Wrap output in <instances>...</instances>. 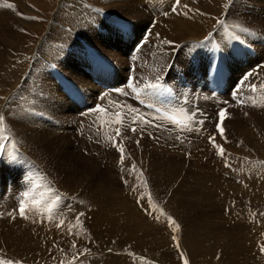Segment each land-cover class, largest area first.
<instances>
[{
	"label": "rangeland",
	"instance_id": "374dc122",
	"mask_svg": "<svg viewBox=\"0 0 264 264\" xmlns=\"http://www.w3.org/2000/svg\"><path fill=\"white\" fill-rule=\"evenodd\" d=\"M82 1H84V0H82ZM82 1L81 0H72L73 5L75 4L76 6H79V7L84 6V3ZM144 1L150 6V8H149L150 13L148 16V23L144 24L145 26L142 25V27H141L140 20H139L140 18H130L129 19V18H126V17L119 15L118 13L112 14V12H110L111 13L110 14L108 11L104 10L102 7L97 6V5L88 6L89 8L86 7V10L88 12L85 11L79 15H78L77 10L79 11L80 8L72 6L71 11H69V12L65 11L66 14L70 15V13L73 11V7H74V10H76V12H77V15H76L77 17H75V18H77V20L81 19V18H85V20H83L82 22H86L89 26L86 23H83L82 28L81 27H69V26L67 27L66 26V29L67 30L69 29L68 31L72 35L71 37H73L70 39V41H71L70 45H73V46H71V51H72V49H74L73 52L69 53V51L65 52L64 50H58V51L55 50V51H53L54 53L53 52L51 53V52H48V50H46V47L48 48L49 45H46L45 43L53 45L52 38L51 39L49 38L50 40L47 39L48 38L47 34L50 32L53 34V32L49 30L50 24L53 21V17L55 15L61 1L60 0H46V5H39L36 2L33 3L31 1L28 2L27 8H26L27 11L28 10L31 11L30 16L37 18V19H32L34 21V27L27 26L26 27L27 30L26 29L24 30L28 34L29 39H30V41H29L30 43L28 44L25 41L28 39L27 34H26V36H24L22 34V30L15 27L14 26L15 22H13L9 18L12 16V12H22L23 13L26 9L24 7H20L19 5H17L15 3L14 8H13L14 10H12V9L6 7L7 4H10V0H0V11H1L0 17L2 16L3 18H6L7 22L9 23L6 27V29H2V30L0 29V32L9 36V38H7V39H11L15 43V46H12V47L4 45L5 41L7 39L1 40V37L3 35H0L1 36L0 37V40H1L0 46L1 47L3 46L2 48L0 47V53L3 55V60L5 62L4 66L0 65V92L2 93V95L0 93V96H2V97H0V101H1L0 102V105H1L0 106V115H3L4 118L6 119V120L4 119L3 122H0V157L3 156V158L6 161L10 162V161H13V155H12L14 153L13 151H19L20 153H22V155L24 157H27L26 155H28L29 157L31 156L32 158L36 159L39 162V164L43 165V167H44V165H45L44 164L45 163L44 157L45 156L47 157L50 152L53 151L52 153H54L55 150H58V152L54 153V155L50 158L51 159L50 162H55V164L53 166L57 167V163L60 164L59 161H57L58 159L65 165L66 164L65 162L68 161L69 158H71V160L74 162L73 167H75L77 169V170H75V168L72 167V168L68 169L69 172L66 170L64 173H62V170H61L60 174H58L59 178L57 179L52 175L53 169H46V167L44 168L47 171V173L49 174L48 176L54 177V178L51 177L53 184L58 188V191L62 192V194H63L64 190L62 189L61 185L59 184V181H60V179H63V181H65V183H67L68 182V175L70 173H73L78 178H80V176H82V177L87 176L89 179L92 177L88 173L90 171V168L88 166L86 167L87 170L85 169L87 171V175L85 174V171L83 169V164L89 165L90 162L85 160V158L80 160L81 157H84L88 154L91 155V152L89 151L90 149H88L87 147L83 148V146H82L83 143L79 139V134L81 132L90 131V132H86V134H83L82 137L86 138V140H88L87 141L88 143H89V141H91L92 143L91 142L89 143L91 145L90 147H92V149H95V151L92 152V155H95V156H92V162L95 164H94V166L91 163L90 164L93 167L97 166V168L99 166H101V168L96 171L97 173H99V176H100L98 181L101 180L102 175H104L105 178L109 179L111 177V174L113 173L112 175L113 176L115 175V179L117 178V180H120L121 182L124 181L126 183V186H127V185H132L131 181H128V177H133L135 175L140 177L138 175L140 173V169L142 168L141 171L144 169V167H142L140 164H143L144 162L138 160V162L136 163L137 165L134 166L133 169H129L125 166V160L124 159L126 158L128 160V157H126V156H125V158L123 157L124 161L117 160V162H115V158L118 157V154H117L114 146L110 147L111 145L107 142V140H104V134H105L104 131L109 132L113 129L115 130L116 128H118V126L120 127L121 125H122L121 129H124V128L126 130L130 129L134 124H136V123H133V121L135 119H133V120H131V119H132V117L137 116L136 115L137 112H139L138 114L143 112L142 116H145L146 118H148V116L144 113L151 112V111L142 110V108H140L133 101L132 102L137 106V108L140 109L141 112L140 111L136 112L137 109L132 110V109L124 107V104H122V98H121V96H122L121 91H123V88L119 87L118 84L124 83V86H126L125 81H126L127 76L130 74V70H129L130 66L136 67L134 73H135V75H140V77L143 76L144 78H146V76H149V77H155L156 76V74H155L156 72L153 73V71H150V73L147 75L141 66H140L141 71L139 70V68H140L139 67V64H140L139 60L141 58L140 52L142 51V49H140V51H138L134 55L132 54L134 46L140 40L139 39L140 36L137 34L140 33L139 31H140V29H143V27H144V31L146 30V28H149L150 32L148 33V35L144 36V35H146V33H144L142 35V36H144V39H143L144 43L142 46L144 49L143 51H148L150 53L154 51L155 53H158L160 51H158L155 48V47H157V37L158 36L155 37L152 34L154 27L157 25V23L159 22L160 19L162 20L163 23H166V20L169 16L174 15L175 17L176 16L179 17V15L177 14L178 11L177 12L172 11L173 7L175 6V0H170V1L166 0L167 2L164 0H161L162 2L160 0H155V2H157L156 3L157 6L150 5L151 0H144ZM163 1H164V3H166L165 5H164ZM246 2L250 3V0H246ZM50 3H51V5H50ZM259 4L264 5V0H260L257 2L253 1L252 4L247 6L248 9H244L243 7H244L245 3L242 0H230V6L229 7H231V5H233V12H230V16L234 20H239V19L243 20V17H246V18L249 17V19H246L247 20L246 24L248 25V27H247L248 31L250 33L254 34V40L264 41V32H263L264 31V29H263L264 24H261L260 26L254 25L256 21H260V22L264 23V8L260 12L255 7ZM253 5H255V6H253ZM166 6H168L167 9H166ZM4 7H6V8H4ZM154 8L155 9H157V8L161 9L160 13L158 11L159 15H158V13L155 14V12H154L155 10L151 12V9H154ZM163 8L165 10H163ZM60 10H61V8H60ZM99 10H100V12L102 11V13H104L103 16L108 17L109 20L111 19V21L115 25L117 24V20H119L118 24L120 23L121 26H124L126 28H131L132 30L136 29L135 33H133L135 35H133V38L131 39V42H130L129 46L127 47V49H122L123 51L127 52V53H124L126 58H127L126 59L127 64H124L123 67H120L121 63H122V61L120 60V56L118 58V55L115 54V52H121L122 50L115 51V49L112 47L111 42L108 44L102 40L99 43V41H100V39H98L100 37V35H99V36H94L95 37L94 39H96V43L97 44L99 43L97 47L105 48V50H109L110 53H108V51H106V53H105V51L101 52L98 49H97L98 50L97 51L94 49V47L96 48V46H94V44H92V42H94L92 40V38L89 37L92 40V41H89V39L87 37V34H88L90 28L91 29L96 28V24H92V21L97 20L95 13H96V11H99ZM165 11H167V12H165ZM200 11L202 12V14L206 12V10H204V11L200 10ZM248 12L250 15L248 14ZM105 13H106V15H105ZM174 13H176V14H174ZM161 14H163V15L161 16ZM217 14H218L217 11H209L208 15L203 14L204 18H206V19L203 22L202 26H199V27L197 26L198 29H196V30L193 27L185 26L186 30H184L183 36L186 39H183V40L179 39L177 41H172L173 43L170 46H167L168 44L166 45L164 43V47L166 46L165 51H167L166 53H169V55L168 54L166 55V57L169 61L166 60L168 62L165 61L166 64L164 63V66H168L171 62L172 51H173L172 46H174V48H175V47H177V44L180 42L188 41L191 39L198 40V39L204 38V37L208 36V34L212 31L217 32V30H221L222 24H225L227 26V27L225 26V28L227 30H229L228 24H226V22H224L226 20L227 13L223 17L220 16L221 13L218 16H217ZM241 14L243 16H240ZM256 16H258V19L256 18ZM122 18L124 20L123 22L121 21ZM60 21L63 23L65 20L60 19ZM240 23H242V22H240ZM24 25L26 26L25 23H24ZM101 25L102 24H100L99 27ZM54 26L61 28L63 25H61L60 22H56V23L54 22ZM84 26H88V27L85 28ZM234 26H236V25H234ZM99 27H98V29H99ZM15 28H16V30H15ZM77 29L80 31H78ZM84 29H85V32L87 34L83 31ZM86 29H88V30H86ZM117 30H118V28H117ZM177 30L178 29H176V28H174L173 30H171V28H170V32L171 31L176 32ZM221 31H223V30H221ZM200 32L202 34H200ZM244 32H246V31H244ZM90 33H91V31H90ZM231 33H233V31ZM52 34H49V35H52ZM78 34H82L81 36H83V38H81V40H78L79 42L76 44L75 39H77L76 35H78ZM91 34L95 35L96 33L92 32ZM217 34H218V32H217ZM228 34H229V31L227 33H225L224 35H228ZM21 35L23 38L20 37ZM230 36H232V34ZM240 36H241V39L243 41L242 42L243 47L241 48L242 54H243V51L245 49L243 43L245 41L251 40L252 38H250L249 34H244V33L240 34ZM135 38H137V39H135ZM235 39H237V38L235 37ZM238 40H240V39H238ZM21 41L24 42L25 45ZM96 43H95V45H96ZM144 44H148V45L144 46ZM234 44H236V42ZM31 45H33L35 47H39V48H41V50H40V53L37 55L35 53H32V55L30 56V59H29L31 61L30 62L29 60L28 61L24 60V59H26L27 51H24L26 49H23V48L30 49L33 47ZM52 45H50V47ZM20 46H21V48H20ZM250 46L254 47L255 49H258L257 45H254V42H252V41L250 42ZM17 47L19 50L17 49ZM151 47H152V49H150ZM237 47H239V43H238ZM44 48H45V50H44ZM83 48H84V50H83ZM91 48H93V49H91ZM193 48L194 47H192V45L186 44V45L182 46V48L180 49V51L176 55V61H175L174 68H173L174 78H177L178 82L184 86L190 85L191 83L192 84L195 83L198 86H201L202 84H201L200 80H197V78H196L198 75V71H201L202 74H204L206 67L209 65V63H204L205 61L206 62L208 61L207 60L208 56H207V54L205 55L206 51L204 49H199V52L203 56V58H202L201 54H198L196 52L198 50L193 51V50H195V48L194 49ZM236 48H235V50H236ZM8 50H9V52H8ZM15 53H17L18 57L16 56ZM89 53H94V54L101 53L111 63L110 66H111V69L114 71V74H111L108 72V73H106L100 77L103 79L104 83H109V85L114 84L113 86H111V88L116 87V90L119 93H117V94L110 93L106 89L98 87V85L95 84L90 79V75L86 71L87 68L89 67V65L85 61L86 56ZM11 54H13V55H11ZM19 54L20 55L24 54L25 57L19 56ZM33 54H34V57H33ZM234 54L235 53H233L231 51V56ZM9 56H10V58H9ZM133 56L135 57V61L132 60ZM23 57H24V59H23ZM45 57H47V58H45ZM5 58H6V60H5ZM7 60L11 61L10 62L11 64ZM262 60H264V59L259 58L258 59L259 64L258 63L255 64V62H254V65H253L254 68H255V65H258L259 70H255L252 66V67H249L244 72V73H246L247 71H249L250 69L253 68L252 74L248 77L249 81L248 80H247V82L244 81V84L251 82L252 80L260 81L262 79L261 83L258 85L257 93L264 94V80H263L264 75L263 76L261 75L262 78L259 77L260 74H263L262 73L263 72V70H262L263 65L261 64ZM12 61L15 63H12ZM38 61H42V63L44 62L45 65L50 66L47 70L45 68L44 72L50 73L51 76H53L52 73H54V74L57 73L56 75L53 76L54 79H60V75L62 73L63 74L65 73L75 84H77L78 87L82 88V90H83L82 91L83 104H78V103H76V101L71 100L70 97H68V94H63V89L61 88L60 84H58V83L52 82L54 90L57 91L53 95L51 93L46 94V91H50V89H48L49 88L48 83L45 84L46 86L48 85L47 87L44 84H41L40 86H36L35 83L38 80V77H36V76H38L39 73H42V69H40V70L38 69V67L41 66L40 65L41 62H38ZM137 62H139V63H137ZM8 63L10 65V68L8 67L9 69H7V74H6L5 68L8 66ZM28 64H30V65H28ZM35 65H37V66H35ZM11 66H12V68L15 67V69L11 70V72H10V69H12ZM176 67H178V68L176 69ZM137 68H138V70H137ZM260 68L262 71L260 70ZM159 70H158V72H159ZM137 71H138V74H137ZM254 72L256 73V75L253 74ZM257 72H259L260 74ZM244 73L241 71L239 74H237V79L239 80V78ZM8 74L11 77L14 75H16V76H14L15 78L12 77V79H11V77L8 76ZM145 74H146V76H145ZM252 75H254V76H252ZM257 75H258V77H256ZM3 77H5L6 79ZM118 77L120 78V80H118L119 79ZM17 78H19V79H17ZM23 78H25V79L21 80ZM1 79H4V80H1ZM257 79H260V80H257ZM9 80H11V81H9ZM44 80H45V76H44ZM78 80L80 81L81 86L78 85L79 84V83H77ZM115 81H116V84H115ZM1 85H3V86H1ZM10 85H12V86H10ZM93 85L96 86L95 90H93L91 88V86H93ZM38 87H40V88H38ZM188 87H187V89H185L184 93L189 92ZM43 88H44V90H43ZM3 89L8 93L5 94V91ZM85 89H86L88 94H86ZM179 89H181L180 86H179ZM29 91L32 93H30ZM12 92H13V94H12ZM102 92H104V94H103V99L101 101L100 100V94ZM97 93H98L99 100H98V98L93 99V96L96 95ZM184 93H180V94L176 93V94L179 97ZM19 94H21L20 98L18 96ZM124 98L125 99L128 98L126 96V91L123 94V100H125ZM16 99H18V100L16 101ZM91 99H93V100L90 101ZM224 100L226 101V103L228 105L232 104L235 107V103L233 102V100L231 101L228 98V96H227V98L225 97ZM10 101H11V103H10ZM12 101H13V104H12ZM14 101L16 103H14ZM253 101H255V100L253 99ZM8 102L10 104H8ZM91 102H92V104H91L92 107L102 106L101 109L103 108V106L106 102L108 103L104 111L100 112L101 111L100 108L97 109L98 113L103 114V115H98L96 113V111H94L95 110L94 108H92V109L88 108V107L79 108V107H83L84 104H86V103L90 104ZM241 103L244 104L245 101L241 100ZM262 104L264 105V102H262ZM11 106L13 108L14 107L15 108L14 109L12 108L13 110H11ZM247 107L248 106H246L244 108L243 107L239 108L240 110L239 109L236 110V111H238L237 112L238 115H233V114H231L232 113L231 111H228V113H230V114L227 113L226 118L224 120L225 121V126H224V133L225 134H226V125H227L226 122L228 123V125H229V123H230V125L232 124V127L233 126L235 127L237 122L239 124L242 123L244 125L245 129L250 131L252 133V135L256 132L259 133L258 130L253 125H249L248 123H246V121L249 120V117L251 116V112L249 110L253 109L250 106H249V108H247ZM18 108L22 110V112L19 110L21 113H19V111H17ZM5 110H6V112H7V110L9 112L6 113ZM15 110H16V112H15ZM200 110H201L200 108L197 109V111L199 113H201ZM245 110L249 111V112H245ZM107 111L109 113V116H104V113ZM240 111L241 112L243 111V112L241 113ZM85 112H88V113H85ZM135 112H136V114H135ZM245 113H247V114H245ZM214 114H215V112H214ZM239 115L241 117L243 116L242 119ZM103 116L105 117L104 122H105L106 126L111 127V128H109L110 130L107 129L108 127L103 128V125L101 124V120H100ZM114 116H117L118 118L121 116H123V117H122V120L119 121ZM145 117L144 118L141 117V119L143 121H145L144 120ZM194 117H195L196 121L202 119V118L198 119V118H196V116H194ZM160 119L161 118L156 119V121L150 122V124L152 123L151 126L155 127L158 130L161 128L165 129L164 127H166V129H167L169 127L168 129H170V131L174 135H176L178 132V134L176 135L177 140L179 139L178 141H186V140H184V138L181 135V133L183 132V131H181V128H183V126L185 124H183L181 121L174 124L172 121H166V120H162V119L160 120ZM7 120H8V122H7ZM53 120L57 121L59 123V126H54ZM227 120H229V121H227ZM234 120H236V121H234ZM24 122H26V123H24ZM160 123H162V124H160ZM156 124H158V125H156ZM177 124H178V126H177ZM9 125H10V128H9ZM33 125L35 126V128ZM97 125H99V126H97ZM162 125H163V127H162ZM29 126H31V128H29ZM201 127L202 126H198V129H202ZM258 127H260V126H258ZM16 128L18 131L16 130ZM26 128H28V129H26ZM99 128H101V129H99ZM260 128H262V127H260ZM34 130L36 131V133H35L36 136L34 134ZM125 131L122 132V134H123V137L125 136L126 138H129L130 135H133L136 133V132H131V131L130 132H127V131L125 132ZM31 132H33L34 137H33ZM93 132H97V135L101 134V137L94 135ZM98 132H99V134H98ZM155 133H157V132H155ZM262 133H263V135H262ZM43 134H44V136H43ZM48 134H49V136H48ZM229 134L231 135V132H228V136L226 137L227 140L224 138L223 139H217L218 145H219V143H221V145H222V146H218L219 150L223 147H228L229 148L228 154L230 155L231 148H233L235 146L236 149L235 148H233V149H235L237 152L246 153V154L243 153V155L248 156V157L244 158L243 161H240V160L237 161L235 159H233L234 161L233 160L231 161V160H227V158H226V159H223L225 161L222 162L218 156L215 157L216 153L214 150H212L214 148V145H213V143H212V145H210V141H209L210 136L207 134L206 136L208 137V142H209L208 145L210 147L209 146L205 147V150H204L202 155H204V157H206V159H204L202 161L200 167H202V166L207 167L206 166L207 164L205 163V161L211 162L212 165L207 167L210 170V174L215 175L214 177H220L221 179L224 178L225 181H223V182L221 181L220 184H216L212 180L211 182H209L210 184H206V185L201 187V190L203 189L202 191L205 192L204 194H202L201 191L198 189H185V187L183 189L182 188L183 181H184L183 177L188 176V174L186 173V175H183L184 173H179L176 169L177 166H178L177 168H179V166L182 167L183 165H177V164H179V163L184 164V160L185 159L187 160V158H189L190 162H192L191 161L192 156H191L190 152H192L191 150H193L192 149L193 146L189 147L188 143L193 142V138H191V139L188 138L187 139L188 143L186 142L188 144L187 146L190 148L189 152L187 153L188 155L190 153L189 156L182 154L181 151H179V152L176 151V153H178V154L180 153L181 155H178L176 153L174 155L175 151L174 152L172 151L173 153L167 152L168 150L165 151L166 148L162 147V146H158L156 138L152 137V136H154V134H149V136H148V132H146L145 139H143L141 144H142V149L145 150V152L148 155L147 162L145 163V166H148L151 163L149 165L150 166L149 170L146 172L148 175V180L150 182V186L145 187V188H149L148 198L144 197V199L140 198V200H139V198H138V199L134 200L131 197L129 198L128 196H126L124 192H121V194H122V198L127 199V197H128L127 206L124 208L126 210H128L130 207V208H132V210H134L138 213V214L135 213L133 217L135 219L134 221L140 222V224H141L140 228L142 230H146L148 228H151V233H150L151 238H150V242L148 244V251L146 252L144 250H138L137 252H135V251L132 252L131 250H122V253H118L117 250L115 249V247L112 246L111 241H106L104 244V242H103L104 240L101 239L98 242V240H94V238H93V240L96 241V244H95V242H94V244H92V246L94 247L93 248L91 246V242H93V240L91 238V240L89 239L90 241L87 240L88 241L87 246L89 245L91 247V249L89 248V250H88V248H87V252H85V253H88L90 255L89 256L88 254H86L87 260H88V258L90 260L89 262L87 261L88 262L87 264L91 263L92 260H93V262L95 261L93 257H95V258L97 257V259L99 260L98 261L96 259L98 264H102V263L103 264H106V263L109 264L110 262H111V264H113L114 259H115L114 264H117V262L120 264L121 261L124 262L125 264H170V263L171 264H183L182 259H181V253H183V255L185 254L190 259V264H197L196 256L194 253V249L196 247L195 241H198L199 244H208V243H217V242L225 243L228 241V243L226 244L227 248L229 246L227 253L225 254L224 258L222 257V258L218 259L215 262L216 264H250V263L251 264H264V250H262V249H264V188H263L264 186L261 188H256L255 190H253L251 192V194H253V195L251 196V194H250V196H249L250 200H247V198L244 194H238L236 196L235 192L232 193L233 195L230 194V196H228V195L226 196V193L224 191V190H227L230 192V190L235 185H238V186L242 185L241 180H242V178H244V175H246V174L248 175V173L251 171L250 166H252L254 168V165H252L250 163L251 162L257 163V161H255L256 155H253V154H255V152H257L258 150L263 149L264 143H262V148H260L261 144L257 143L256 145L259 147V149L256 151H253V149H251L250 146L238 145L235 142V140L233 139L234 136H230ZM259 134H261V136L263 137L262 142H264V130H263V132H260ZM19 135H21V137ZM87 136H88V138H87ZM93 136L95 137V140H94ZM105 136H106V134H105ZM212 136L213 135H211V137ZM261 136H259V137H261ZM23 137H26L27 141H26V138L22 139ZM178 137H180V138H178ZM230 137H231V140L229 141ZM98 139H99V141H97ZM24 141H25V143H24ZM43 141H45V142H43ZM104 141H106L107 144ZM233 141H234V143H233ZM255 141H256V138H255ZM26 142H27V144H26ZM55 142H56V145H54ZM143 142L144 143L146 142V143L144 144ZM151 143H152V146L156 145L157 146V147L155 146L156 148L162 147L161 149H163V148L164 149L160 150L158 148V149H156V152H155V150H154L155 148L154 147L152 148ZM103 144H104V146H103ZM192 144L194 145V143H192ZM223 144L225 146H223ZM147 146H149V147H147ZM168 147H170V145ZM86 148L88 151L86 150ZM101 149L103 150L104 153H105V151H106V153L108 152V150L110 151V152H108L109 154L107 153L109 157L106 156L107 155L106 153L104 154L106 157H108V159H105V156H103V158L101 160L100 156H98V151ZM111 150H113V152ZM71 151L73 153H71ZM83 151L85 153H83ZM157 151H159V152L161 151L162 154H159V152H157ZM152 152H154V153H152ZM207 153H208V155L205 156V154H207ZM169 154H172V157ZM260 154H262V153H260ZM32 155L33 156L36 155L37 157L36 156L33 157ZM216 155H218V154H216ZM73 156H75V157H73ZM161 156L165 157V158H163L164 160L161 158ZM169 156H170V158H169ZM177 156L179 157V159ZM185 156H187V158ZM95 157H97V158L99 157L98 161L96 158V160H95L96 162L94 161ZM118 158H120V157H118ZM261 158L264 159V155H262ZM55 159H57V160H55ZM148 159H150V160H148ZM165 159L167 161H165ZM153 160H154V162H152ZM168 160H171V161H168ZM47 161H48V159H47ZM84 161H86L88 163H86ZM193 161H195V160H193ZM228 161H231V162H228ZM120 162L122 163L121 168H120V164H119ZM157 162H159V163H157ZM161 162H162V164L166 163L168 165V167L166 164H164V166H162V164H160ZM23 163L24 162L22 160H21V162H19V161L14 162L13 164H10V166H12V167L8 166V168H5L1 172L2 193L8 191V188H10V187H7V184H10L13 188V195L17 194V199H14L15 197L14 198L10 197L9 200L6 201V204L4 203L5 208L4 207L3 208L5 210H8V212L5 215L4 220H0V223L2 222L1 224H7L8 226H16V228H18L17 232L22 233V234H23V232H21L19 230L25 229L26 224H31V215H30L29 210H26V214H28L27 218H20V216H17V219H18L17 220L15 215H19V212L17 209L18 202L16 200H19V201L23 200L26 208H28L27 204L31 203L33 201L32 197H27V195L25 194L24 189H23V184H22V187H18V180L20 178L17 175V172L14 170V168L19 166L20 164H23ZM131 163H133V162H131ZM173 163H175L174 166L176 165V167L173 166ZM214 163H216V164L219 163L220 165L222 164L224 166L222 167L219 164L216 165ZM130 164H129V166H130ZM157 164H159V166L161 165V168ZM229 164H230V166L233 165L234 171L231 170V168L229 167ZM260 164H263V166H264V160L261 161ZM197 165H199V164L194 163L193 167L195 168ZM186 167L188 168V165ZM186 167H185V169H186ZM154 168L155 169L157 168V170H155ZM256 168H257V166H256ZM167 169L168 170L170 169V170L168 171ZM179 169H181V168H179ZM174 170H175V172H174L175 177L173 175ZM245 170H246V172H245ZM152 171H154V172H152ZM192 171L193 170L189 171L190 174H193ZM180 172H181V170H180ZM186 172H187V169H186ZM176 173H179L180 175L176 174ZM201 173H204V172H199V171L195 172V176H197L196 178H199ZM33 174H34L33 172L28 173V176L30 177L31 181L33 180V176H34ZM153 174H154V176H156L155 179L160 180L159 182L162 185L160 190H158L157 187L153 185V179H154ZM157 174H158V176H157ZM228 174H230V177H227ZM177 175H179V176H177ZM189 180H194V176H190ZM26 181H27V182H25L26 187L29 188L31 182L29 180H26ZM102 185H105V184L103 183ZM114 186H115V190L117 192H119V187L122 185L121 184H115ZM227 186H228V188H227ZM94 188H95V186H92V184L87 185V190L88 191L92 190L93 195L97 199H99L98 202L100 203L101 199L103 198V195L96 192L94 190ZM248 189H252V187L249 186ZM17 190L19 192H16ZM156 190L159 192L158 194L157 193L155 194ZM173 191H179L181 194L179 193L176 196L173 203L171 204L169 199L172 196ZM189 192H190V194H189ZM152 194H154L155 196H153ZM259 194L261 195L260 202L257 200V197L260 196ZM150 195H151V198H150ZM107 197L113 198L112 195H109ZM47 198H46L47 200L45 199L46 201L42 200L40 202H44L48 206L49 211H52L51 222L50 223L49 222L48 223H45V222L40 223V226L46 225L47 227L58 228L59 224H57V222L59 220H63L65 222L67 218L68 219L70 218V212H68L69 211L68 208L75 206L77 204V201L75 199L66 198L64 195H62L63 200L60 201V203H59L60 206H58V209H57L55 206H56L58 200L52 196H49ZM8 201L11 202V205H9ZM12 203H14V204H12ZM50 203L51 204L53 203L52 206L55 208H53ZM88 203L92 204L96 208L94 209L91 207V208L87 209L86 208L87 203H86L85 208H84L86 210V212L92 213L94 211V212H97V214L99 215L100 213H99V210H98L96 204H94L93 202H88ZM239 203H241L242 206H240ZM258 203H259L260 207H259V205H257ZM7 205H9V206H7ZM31 205H32L31 208H33L36 205V203L34 202ZM262 206H263V208H262ZM50 207H51V210H50ZM13 208L17 209V211L15 212V215H14L13 210H10ZM178 209H179V211H178ZM247 211H248V213L250 212V214H252V216H253V214H255L252 217L253 219L249 218L248 216H247L248 218L246 217V215L248 214ZM10 212H11V214H13L15 216V220L13 218H11V215H9ZM101 212L107 213V211H101ZM257 213L259 216L257 215ZM44 216H49L48 211H45ZM78 216H79V222H82L83 220H85L83 216H80V215H78ZM156 217H158L159 219H156ZM168 217L175 219V221L180 225V228L175 229V225L171 224V221L169 220ZM261 217H262V219H261ZM80 218H83V220ZM76 219H77V217H76ZM61 226H64V224L62 223ZM61 228H63V227H61ZM27 236L33 237L29 234ZM170 236H172V237L175 236L176 241H173L172 237H170ZM229 236H230V238H229ZM13 237L17 238L13 235V233H10V232L5 233L4 230L2 229V227H0V254L2 253L7 257V260L5 259L4 261H11L12 264H25L22 262V257L10 252L8 249H4L5 245L6 246L7 245H9V246L14 245L12 242L13 240L11 241V238H13ZM156 237H158V238L156 239ZM116 241L121 242L122 239L118 240V237H116ZM221 241H223V242H221ZM101 243L104 244L105 246L103 247L101 245ZM154 243H156V244H154ZM17 245H19V244H17ZM69 245H64V246L58 245L56 247L60 248L59 246H61V248H66L68 250H64V252H67V251L72 250L71 249L72 247ZM97 245H99V246H97ZM177 245H179V247H177ZM97 248H99V250H97ZM112 248H114L116 250V252L113 251L114 249H112ZM40 249H42V251H40L38 253V255H40V254H41L40 256L47 255V257H46L45 261H38V264H42V262H43V264H51V263L55 264L58 262L57 256L54 255L53 250L47 249V245H46V243H44L43 239L40 242ZM102 249H103V251H102ZM79 250L81 251V252L80 251L78 252L79 254L80 253L85 254L84 252L82 253L81 247L79 248ZM111 250H112V252H111ZM99 251H102V252H99ZM107 251H108V253H107ZM139 251H140V253H139ZM153 251H154V253H153ZM179 251L181 253H179ZM145 252H146V254H145ZM103 253H105V254H103ZM95 254H97V255H95ZM114 255H116V256H114ZM98 256H100L101 258ZM74 257H72L73 259L71 258L72 261H75ZM103 257L106 259V261ZM119 257H121V258H119ZM152 257H153V259H152ZM107 260H110V261L107 262ZM118 260H120V261H118ZM0 262H2V260H0ZM59 262H58V264H59Z\"/></svg>",
	"mask_w": 264,
	"mask_h": 264
},
{
	"label": "bare ground",
	"instance_id": "6f19581e",
	"mask_svg": "<svg viewBox=\"0 0 264 264\" xmlns=\"http://www.w3.org/2000/svg\"><path fill=\"white\" fill-rule=\"evenodd\" d=\"M31 1V2H36L37 4L39 5H46V0H10V4L13 5V8H14V4L16 3L17 5H19L20 7H24L25 9L27 8V4L28 2ZM60 5L53 17V21L52 23L50 24V31L53 32V34L50 32L47 34L48 38L47 39H51L53 40V45L52 44H48V43H45L46 45H49V49L46 47V50H48V52H53L55 50H64L65 52L69 51V53H72L74 49H72L71 51V46L73 45H70V39L73 38L71 37V33L66 29V26L68 27H81L83 26V23H86V22H82L83 20H85V18H81V19H78L75 18L77 17V12H78V15L79 14H82L83 12L87 11L86 10V7L88 6H91V5H97V6H100L102 7L104 10L108 11L109 13L112 12V14H119L123 17H126V18H140V24H141V27L142 25L144 24H147L148 23V16H149V13H150V6L144 1V0H84L82 1L84 3V6L83 7H79V6H76L75 4L73 5V2L72 0H60ZM161 1V0H160ZM166 1V0H164ZM163 1V3H164ZM170 1V0H168ZM245 5H244V9H248L247 6L252 4L253 1H260V0H250V3L246 2V0H242ZM162 2V1H161ZM167 2V1H166ZM157 2H155V0H151V4L152 6H157L156 5ZM2 4V3H1ZM160 4V3H159ZM166 3H164L165 5ZM170 4V3H169ZM172 4V3H171ZM174 4V3H173ZM51 5V3H50ZM184 5H187V8L184 7ZM74 6V7H78L80 8V10L76 12V10H74V7H73V11L70 13V15L66 14L65 11H71V7ZM159 6V5H158ZM171 6V5H170ZM230 6V0H182L181 1V4H180V8H179V11H178V16H174V15H171L167 18L166 20V23H163L162 20L160 19L159 22L157 23V25L154 27L153 31H152V34L157 37V47H155L158 51V53H154L153 52H148V51H143V47L141 48L142 51L140 52L141 54V58H140V64H139V67L141 66L142 69H144L145 73L148 75L150 73V71H153V73L156 74V76H158V70L163 68L164 66V63L167 59L166 55L169 53H166L167 51H165V47H164V41L167 40V41H177L179 39H186L183 34H184V30H186L185 26H188V27H193L195 30L198 29L197 26H202L203 22L205 21L206 18H204L203 14H206L208 15V12L209 11H217L218 14L217 16L221 13V17L225 16V14L227 13V16H226V20L224 22H226V24H228L229 26V30H227V32L229 31V34L228 35H224L223 31L221 30H217L218 32V37L220 39V41L223 42L224 44V59L226 61V64H227V85H226V90H227V93L229 94L230 96V92H231V88L233 86H235L238 82V79H237V74H239L241 71L244 73L249 67H252L254 65V62L255 64L258 63V59H264V41L262 40H254V34L250 33L247 29L248 25L246 24V19H249V17H243V20L242 19H239V20H234L231 18L230 16V12H233V5ZM255 6V5H253ZM161 7V6H160ZM159 7V8H160ZM256 9H258L260 12L262 11V9L264 8V5L263 4H259L257 6H255ZM6 8V7H4ZM3 8V9H4ZM13 8H10L12 10H14ZM31 8V7H30ZM61 8V10H60ZM89 8V7H88ZM168 8V6H166V9ZM33 9V8H32ZM141 11H140V10ZM243 9V10H244ZM155 10V11H154ZM160 10L161 9H151V12L154 11L155 14L160 13ZM163 10H165L163 8ZM204 11L206 10L205 13L202 14V12L200 11ZM1 12V11H0ZM65 12V13H64ZM88 12V11H87ZM104 12V11H103ZM164 12V11H163ZM167 12V11H165ZM169 12V11H168ZM184 12H187V15H183ZM237 12V11H236ZM21 13V14H20ZM158 13V15H159ZM31 14V11H27V9L22 13V12H12V16L9 17L13 22H15L14 26L19 28L20 30H22V34L24 36H26V32L24 31L26 29L27 26H32L34 27V21L32 19H28L29 17H32L30 16ZM65 14V15H64ZM91 14V13H90ZM104 13H102V11L100 12L99 11H96L95 15H96V19L95 21H92V24H96V28L95 29H91L90 27V30L88 32V34L85 32V29L83 30L86 34H87V37L89 39V41H94L96 43V39H94L95 37L94 36H99L100 37L98 39H100L99 43L103 40L105 43H112V47L115 49V51H120L122 49H127V47L129 46L130 42H131V39L133 38V33H135V30L131 29V28H126L124 26H121V24L119 22V20H117V24L115 25L111 19L109 20L108 17L106 16H103ZM111 14V13H110ZM176 14V13H174ZM249 14V12H248ZM84 15V14H83ZM106 15V13H105ZM163 14H161L162 16ZM205 15V16H206ZM250 15V14H249ZM252 15V14H251ZM64 16V17H63ZM212 16V15H211ZM219 16V17H220ZM240 16H243L242 14ZM62 17V18H61ZM81 17V16H80ZM209 17V16H208ZM213 17V16H212ZM79 18V17H78ZM214 18V17H213ZM241 18V17H240ZM256 18L258 19V16H256ZM60 19H63L65 20L63 23L60 21ZM224 19V18H223ZM251 19V18H250ZM229 20V21H228ZM242 20V21H241ZM9 21V20H8ZM223 21V20H222ZM54 22H60L61 25H63L61 28L57 27V26H54ZM223 22V23H224ZM242 22V23H240ZM11 23V22H10ZM24 23L26 24V26L24 25ZM9 23L7 22V19L6 18H3L2 16L0 17V29H6L7 25ZM87 24V23H86ZM102 24L100 27L99 25ZM128 24V23H127ZM261 24H264L263 22H260V21H256L254 25L256 26H260ZM11 25V24H10ZM88 25V24H87ZM236 25V26H234ZM89 26V25H88ZM88 26H84L85 28L88 27ZM145 26V25H144ZM226 26V25H225ZM99 27V29H98ZM140 27V26H139ZM222 27V26H221ZM227 27V26H226ZM88 28V29H89ZM118 28V30H117ZM170 28L171 30H173L174 28L178 29L176 32L174 31H171L170 32ZM80 29V28H79ZM86 29V30H88ZM222 29V28H221ZM245 29H247L246 32ZM264 29V28H263ZM16 30V28H15ZM18 30V29H17ZM27 30V29H26ZM78 30V29H77ZM82 30V29H81ZM80 31V30H78ZM77 31V32H78ZM92 32H95L96 34L95 35H92L91 33ZM233 31V33H231ZM14 32V31H13ZM140 33L137 34L139 35V39L142 37V35L145 33L144 31V27L143 29H140L139 31ZM264 32V31H263ZM10 33V32H9ZM12 33V32H11ZM17 33V32H16ZM76 33V32H75ZM190 33V32H189ZM249 34L250 38H252L251 40H248V41H245L243 44H244V51H243V54H242V51L240 52L241 54H234L231 56V50H230V46L227 45L226 43V40H225V37H228L232 34L231 37L233 38H237L236 40L241 39V36L240 34ZM19 34V33H18ZM49 34H52V35H49ZM151 34V35H152ZM200 34H202L200 32ZM0 35H3L1 37V40H4V39H7L9 38V36L5 35L4 33H1L0 32ZM82 34H78L76 35V38L75 39V42L76 44L79 42L78 40H81V38H83V36H81ZM136 35V36H137ZM14 36V35H13ZM75 36V35H74ZM112 36V37H111ZM135 36V37H136ZM21 38L22 35L20 36ZM46 37V36H45ZM91 37V38H89ZM102 37V38H101ZM190 37V36H189ZM194 37V36H193ZM28 38V39H27ZM27 40L26 43H30V39H29V36L27 34ZM43 38V37H42ZM152 38V37H151ZM154 38V37H153ZM49 39V40H50ZM97 39V40H98ZM137 39V38H135ZM156 39V38H155ZM0 40V42H1ZM106 40V41H105ZM134 41V40H133ZM254 42V45H257V48L258 49H255L254 47L250 46V42ZM22 42V41H21ZM92 42V44H94V46H96V49H98L99 51H108V53H110L109 50H105V48H100V47H97L98 44ZM236 41L234 40H228V43L229 44H232L234 45ZM238 42V41H237ZM24 44V42H22ZM146 43V42H145ZM176 43V42H175ZM239 43V42H238ZM246 43V44H245ZM44 44V45H45ZM177 44V43H176ZM248 44V45H247ZM1 45V44H0ZM6 46H15V43L11 40V39H7L5 41V44ZM22 45V44H21ZM25 45V44H24ZM39 45V44H38ZM43 45V44H42ZM50 45H52L50 47ZM147 46L148 44H144V46ZM167 45V44H166ZM171 44H168L167 46H170ZM29 46V45H28ZM33 46V45H31ZM41 46V45H40ZM1 47V46H0ZM3 47V46H2ZM1 47V48H2ZM24 47V46H23ZM22 47V48H23ZM243 47L242 43H239V47L236 48V50H239ZM21 48V46H20ZM146 48V47H145ZM168 48V47H167ZM166 48V49H167ZM174 46H172V50H173ZM18 49V47H17ZM23 49H26L24 51H27V55H26V59H24V54L23 55H20L19 56H24L23 59L28 61L30 59V56L32 55V53H35L36 55L40 53V50L41 48L39 47H35L33 46L32 48L30 49H27V48H23ZM93 49V48H91ZM152 49V47L150 48ZM16 50V49H15ZM19 50V49H18ZM22 50V49H21ZM45 50V48H44ZM84 50V48H83ZM113 50V49H112ZM156 50V51H157ZM168 50V49H167ZM12 51V50H11ZM23 51V50H22ZM9 52V50H8ZM16 52V51H15ZM19 52V51H18ZM46 52V51H45ZM61 52V51H60ZM22 53V52H21ZM42 53V52H41ZM54 53V52H53ZM124 53H127L126 51H121V52H115L116 55H118V58L120 56V60L122 61L121 63V66L120 67H123L124 64H127L126 62V56ZM16 56L18 57L17 53H15ZM46 54V53H45ZM56 54V53H55ZM61 54V53H60ZM8 55V54H7ZM13 55V54H11ZM47 55V54H46ZM111 55V54H110ZM115 55V56H116ZM223 55V54H221ZM57 56V55H56ZM33 57H34V54H33ZM61 57V56H60ZM8 58V57H7ZM10 58V56H9ZM12 58V57H11ZM32 58V57H31ZM47 58V57H45ZM49 58V57H48ZM54 58V57H53ZM58 58V57H57ZM110 58V57H109ZM116 58V57H115ZM169 58V57H168ZM19 59V58H18ZM111 59V58H110ZM117 59V58H116ZM138 59V58H137ZM6 60V58H5ZM10 60V59H9ZM7 60V61H9ZM16 60V59H15ZM20 60V59H19ZM119 60V59H118ZM6 61V62H7ZM30 61V60H29ZM169 61V60H168ZM166 61V62H168ZM11 61H9L10 63ZM17 62V61H16ZM31 62V61H30ZM38 62H41V66L38 67V69H42V73H37L38 76V80L37 82L35 83L36 86H40L41 84H47L49 85V88L50 91H46V94H49L51 93L52 95L55 94L57 91L54 90V87L52 85V82L53 83H58L60 84L61 88L63 89V94H67L66 92L69 91L65 88V83H64V87H62V81L60 79H54L53 76L56 75L57 73H52L53 76H51L50 73H46L44 72V69L46 68V70L50 67L49 65H45L44 62L42 63V61H38ZM8 63V66L5 68L6 69V74H7V69L10 68V65ZM12 63H15L12 61ZM139 63V62H137ZM5 62L3 60V55L0 53V65L4 66ZM11 64V63H10ZM20 64V63H19ZM166 64V63H165ZM259 64V63H258ZM261 64L263 65V74H260L259 77L262 78V76L264 75V60L261 61ZM14 65V64H13ZM18 65V64H17ZM30 65V64H28ZM16 66V65H15ZM37 66V65H35ZM9 67V68H8ZM33 67V66H32ZM141 67L139 68V70L141 69ZM254 67V66H253ZM12 68V66H11ZM26 68V67H25ZM29 68V67H28ZM126 68V67H125ZM15 67H13L12 69H10V72L11 70H14ZM18 69V68H17ZM153 69V70H152ZM26 70V69H25ZM45 70V71H46ZM138 70V68H137ZM259 70V69H258ZM261 70V68H260ZM261 70V71H262ZM141 71V70H140ZM36 72V71H35ZM9 73V72H8ZM198 73H201V71H198ZM11 74V73H10ZM137 74H138V71H137ZM145 74V76H146ZM254 75H256V73L254 72L253 73ZM252 75V76H254ZM262 75V76H261ZM8 76H10L8 74ZM16 76V75H14ZM14 76H12L13 78H15ZM44 76H45V80H44ZM140 77V75H136V77ZM6 77V76H5ZM3 77V78H5ZM11 77V76H10ZM11 77V79H12ZM51 77V78H50ZM142 77V76H141ZM149 77V76H146V78ZM258 77V75L256 76ZM7 78V77H6ZM5 78V79H6ZM119 78V77H118ZM260 78V79H261ZM264 78V76H263ZM19 79V78H17ZM25 78L21 79V80H24ZM237 79V80H236ZM260 79H257V80H260ZM1 80H4V79H1ZM120 80V78L118 79ZM252 80V79H251ZM262 80V79H261ZM261 80L260 81H255V80H252L251 82H248V83H245L243 84V86L241 87L240 91H239V94L238 95H241L240 98L241 100L245 101V103L250 100L254 106L253 109L249 110L251 112V116L249 117V120L246 121V123H248L249 125H253L257 130L258 132H263L264 130V105L262 104V102H264V94H261V93H257V89H258V85L261 83ZM264 80V79H263ZM7 81V80H6ZM11 81V80H9ZM249 81V80H248ZM82 82V81H81ZM77 83H79L78 85L81 86L80 84V81L78 80ZM251 83L252 85L255 84L256 85V88L255 90H253L250 86H251ZM20 84V83H19ZM5 85V84H4ZM47 85V86H48ZM3 86V85H1ZM12 86V85H10ZM14 86V85H13ZM43 86V85H42ZM46 86V85H45ZM46 86V87H47ZM202 86V85H201ZM16 87V86H15ZM14 87V88H15ZM35 87V86H34ZM45 87V88H46ZM121 88H123V91H126L128 90V88L126 86H119ZM200 86H198L196 84V88L192 89L190 92H187V93H184L182 94L181 96H177L176 97V100H175V103L173 104V108L172 110H174L171 114H169L168 116H160L159 114H156V113H153V112H149V113H144L146 114L148 117H149V120L151 119L152 122L153 121H156V119H159L161 118L162 120H166V121H172V119H170L171 117H175V121L176 122H173L174 124L178 123V122H182L183 124H185L183 126V128H181V131H183L181 133L182 137L184 138V140L186 141H178L177 140V134L174 135L170 129H166V127H164L165 129L161 128V129H156L155 127H152V123L151 124H145V121H143L140 117H132L131 120L133 119H137V125H139V129L138 131L133 134V135H130L129 138H124L120 141V144H121V147H123L124 151L122 153V155H124L123 157L125 158L128 157V160L125 158H123L125 160V166L129 169H133L134 166H136L138 160L140 161H143L144 163L143 164H140L142 167H144V169L141 171L140 169V173L138 174L140 177H138L137 175L133 176V177H128V181H131L132 185H127L126 186V183L124 181H120V180H117V178L115 179V175L113 176L111 174V177L108 179V178H105L104 175L101 176V180L98 181L99 179V173H97L96 171L98 169L101 168V166H99L97 168V166L93 167L95 163L92 162V156H95V155H92V152L95 151V149H92V147H90L91 145L89 144L91 141H89V143L87 142L88 140H86V138L82 137L83 134H86V132H90V131H86V132H81L79 134V139L80 141L83 143V148L87 147L88 149H90L89 151L91 152V155H86L84 157H81L80 160L84 159L87 160L89 163L88 164H83V169L85 171V174L87 175V169L86 167L88 166L90 168V171L88 172L89 175H91L92 177L89 179L87 176L86 177H82L80 176V178H78L76 175H74L73 173H70L68 175V182L65 183V181H63V179H60L59 181V184L61 185L62 189L64 190L63 192V195L66 197V198H71V199H75L77 201V204L73 207H70L68 208L70 212V218L64 222L63 221V224L64 226H60L58 225L59 227L56 228V227H47L46 225L45 226H40V223L39 221L36 219L38 218L37 215H35V213L32 211V210H29L30 212V215H31V224H26L25 225V229H20L19 231L23 232L22 233H19L17 232L18 231V228H16V226H8L7 224H1L0 223V227H2V229L4 230L5 233L7 232H10V233H13V235L17 238H11V241L13 242L14 245H5L4 246V249H8L10 252L22 257V262L25 263V264H38V261H45L46 260V257L47 255L45 256H40L38 255V253L40 251H42V249H40V242L41 240L43 239L44 240V243H46L47 245V249H50V250H53L54 252V255L57 256V259H58V262L59 264H87L90 260L88 258H86V254L88 253H85L87 252V248L89 250V248L91 249V247L87 246V240H104V244L106 241H111L112 242V246L115 247V249L117 250L118 253H122V250H131L132 252H137L138 250H144V251H148V244L150 242V233H151V228H148L146 230H142L140 227H141V224L139 221H134V214H138L136 211L132 210V208L129 207L128 210H126L124 207L127 206V199L128 197L136 200L139 198L144 199L145 198H148V192H149V188H145V187H149L150 186V182L148 180V175H147V171L149 170L150 168V164L148 166H145V163L147 162V153L145 152V150L142 149V144L140 142L139 139V135L142 133H144V135L146 134L145 132H148V136L149 134H154L153 137L156 138V141L158 143V146H162V147H165V151L168 150L167 152H174V155L177 152L181 151L182 154L184 155H188L187 153L189 152V147L190 146H193L191 150L192 152L191 153V161L190 162V159L187 158V156H185L187 158V160L185 159L184 160V164H177V165H183L182 167L179 166V168L176 167V165L174 166L175 163H173V166L176 167L177 171L179 173H184L183 175H186V173L188 174V176H184L183 179V185H182V188L184 189H198L201 191L202 194H204L205 192L201 190V187L206 185V184H210L209 182H211L212 180L214 181V183L216 184H220V182L222 181H225V179H221L220 177H214L215 175H211L210 174V170L207 168L209 166H211V162H207L205 161V163L207 164L206 166L207 167H200L201 166V163L204 159H206V157H204L203 152L205 150V147H208L209 145V142H208V137L206 136L207 134L209 136H211L213 133H214V129L216 127V124L218 122V111L225 108L226 110V115L228 113V111H231L233 115H238V110L239 108H242L241 106L239 107V105L235 104V107L232 105H228L226 103V101L224 100L225 97L227 98V94L226 92L225 93H220V94H213L211 93L209 90L206 89V87L203 88V92L199 93L197 90V88H199ZM4 88V87H3ZM40 88V87H38ZM91 88L93 90H95L96 86L93 85L91 86ZM20 89V88H19ZM47 89V88H46ZM4 90V89H3ZM29 90V89H28ZM27 90V91H28ZM44 90V88H43ZM5 91V90H4ZM37 91V90H36ZM30 92V91H29ZM35 92V91H34ZM122 92V91H121ZM1 93V92H0ZM8 93L5 91V94ZM32 93V92H30ZM177 93V91H176ZM4 94V93H3ZM13 94V92H12ZM28 94V93H27ZM50 94V95H51ZM61 94V93H60ZM103 94L104 92H102L100 94V100L102 101L103 99ZM187 94H189L190 96H188ZM2 95V93H1ZM20 95L19 94V98H20ZM31 95V94H30ZM5 96V95H4ZM2 97V96H0ZM10 97V96H9ZM16 98V97H15ZM122 98V104H124V107L126 108H129V109H132V110H135L137 109L136 111H140L139 108H137V106L132 102V100L130 99H125L123 100V95L121 96ZM231 98V97H230ZM6 99V98H5ZM29 99V98H28ZM39 99V98H38ZM253 99L255 101H253ZM18 99H16L17 101ZM30 100V99H29ZM33 100V99H32ZM1 102V101H0ZM26 102V101H25ZM11 103V101H10ZM8 102V104H10ZM14 103H16L14 101ZM12 104H13V101H12ZM242 104V103H241ZM16 105V104H15ZM1 106V105H0ZM8 106V105H7ZM64 106V105H63ZM18 107V106H17ZM218 107V108H217ZM13 107L11 106V110ZM101 109V107H99ZM200 108L201 110V113L200 115H197L196 118H202L204 120H206V122L204 123V125L201 127L202 129H199L198 131H192V132H189L187 131L186 129L187 128H193V129H198V126H201L199 125L196 120H195V117L192 116V112L193 111H197V109ZM249 108V106L247 107ZM121 109V108H120ZM216 109V110H215ZM228 109V110H227ZM235 109V110H234ZM10 110V109H9ZM21 111V109L18 108L17 111ZM215 110V111H214ZM240 110V109H239ZM243 110V109H242ZM19 111V113H21ZM24 111V110H23ZM128 111V110H127ZM249 111H246L245 112H249ZM6 112V110H5ZM4 112V113H5ZM7 112H9L7 110ZM6 112V113H7ZM12 112V111H11ZM16 112V110H15ZM215 112V114H214ZM241 112V111H240ZM243 112V111H242ZM241 112V113H242ZM13 114V113H12ZM26 114V113H25ZM230 114V113H228ZM247 114V113H245ZM19 115V114H18ZM142 115V114H141ZM244 115V114H243ZM104 116H109V113L108 111L104 113ZM102 117L100 120H101V124L103 125V128L105 127H108L106 126L104 120H105V117ZM134 116V115H133ZM229 116V115H228ZM232 116V115H231ZM240 116V115H239ZM245 116V115H244ZM7 117V116H6ZM98 117V116H97ZM117 120H122V117H117V116H114ZM189 117H191V119H189ZM241 117V116H240ZM243 117V116H242ZM241 117V119H242ZM248 117V116H247ZM8 118V117H7ZM13 118V117H12ZM11 118V119H12ZM226 118V117H225ZM246 118V117H245ZM20 119V118H19ZM99 119V118H98ZM160 119V120H161ZM228 119V118H227ZM230 119V118H229ZM240 119V118H239ZM248 119V118H247ZM6 120V119H5ZM225 120V119H224ZM246 120V119H245ZM23 121V120H22ZM25 121V120H24ZM118 121V122H119ZM229 121V120H227ZM236 121V120H234ZM8 122V120H7ZM11 123V122H10ZM26 123V122H24ZM99 124V123H98ZM154 124V123H153ZM162 124V123H160ZM226 134L224 133L221 137H218V139H226V137L228 136V132H231V135L230 136H234V140L235 142L238 144V145H242V146H250L251 149H253V151H256L259 149V147L256 145L257 143H260L261 144V147L262 148V139L263 137L261 136V134L259 133H254L252 135V133L250 131H248L247 129H245L244 125L242 123H236V126L232 127V124L228 125V123L226 122ZM234 124V123H233ZM158 125V124H156ZM235 125V124H234ZM256 125V126H255ZM34 126V125H33ZM99 126V125H97ZM122 126V125H121ZM178 126V124H177ZM223 128L225 126V121H223V124L221 125ZM262 128H260V127ZM131 127V126H130ZM163 127V125H162ZM172 127V126H171ZM9 128H10V125H9ZM29 128H31V126H29ZM35 128V126H34ZM111 127H108L107 129H109ZM14 129V128H13ZM28 129V128H26ZM101 129V128H99ZM125 129V128H124ZM123 129V131H124ZM178 129V128H177ZM17 130V128H16ZM33 130V129H32ZM36 130V129H35ZM34 130V134L36 133V131ZM110 130V129H109ZM126 130V129H125ZM176 130V129H175ZM180 130V129H179ZM18 131V130H17ZM27 131V130H26ZM112 132H114L115 130H111ZM109 131V133L111 132ZM127 132H130L131 130L130 129H127L126 130ZM105 134H104V140H109V137H108V131H104ZM157 132V133H155ZM253 132V131H252ZM26 133V132H25ZM32 135H33V132H31ZM96 133V134H95ZM102 133V132H101ZM15 134V133H14ZM40 134V133H39ZM38 134V135H39ZM94 135H97V132H93ZM92 134V135H93ZM99 134V132H98ZM259 134V135H258ZM263 135V133H262ZM18 136V135H17ZM21 137V135H19ZM36 136V134H35ZM44 136V134H43ZM46 136V135H45ZM49 136V134H48ZM99 137H101V134L100 135H97ZM123 136V134H122ZM142 136V135H141ZM261 136V137H259ZM34 137V135H33ZM42 137V136H41ZM51 137V136H50ZM94 137V136H93ZM113 137V135H112ZM111 137V138H112ZM125 137V136H124ZM147 137V136H146ZM181 137V136H180ZM178 137V138H180ZM207 137V138H206ZM256 138V141H255V138ZM16 138V137H15ZM26 137H23L22 139H24ZM49 138V137H48ZM88 138V136H87ZM92 138V137H91ZM110 138V140H111ZM191 139L193 138V142L191 143H188L187 139ZM145 139V138H144ZM20 140V139H19ZM92 140V139H91ZM94 140H95V137H94ZM182 140V139H181ZM227 140V139H226ZM231 140V137L229 139V141ZM26 141H27V138H26ZM42 141V140H41ZM99 141V139L97 140ZM143 141V140H141ZM224 141V140H223ZM45 142V141H43ZM103 142V141H102ZM106 143V141H104ZM138 142V143H137ZM189 144V147L187 146ZM22 143V142H21ZM25 143V141H24ZM92 143V142H91ZM144 143V142H143ZM146 143V142H145ZM144 143V144H145ZM194 143V145L192 144ZM231 143V142H230ZM234 143V141H233ZM235 143V144H236ZM23 144V143H22ZM27 144V142H26ZM29 144V143H28ZM58 144V143H57ZM107 144V143H106ZM34 145V144H33ZM38 145V144H37ZM56 145V142L55 144ZM59 145V144H58ZM150 145V144H149ZM154 145V144H153ZM170 145V147H168ZM210 145H212V143H210ZM23 146V145H22ZM53 146V145H52ZM51 146V147H52ZM104 146V144H103ZM151 146H152V143H151ZM156 146V145H155ZM155 146H152V148L154 147L155 149V152H156V148ZM218 146H222L221 143H219ZM223 146H225L223 144ZM234 146V145H233ZM33 147V146H32ZM149 147V146H147ZM161 147V148H162ZM210 147V146H209ZM46 148V147H45ZM86 148V150H87ZM159 148L160 150H163ZM213 148V147H212ZM216 149V147H214ZM212 149L215 151V149ZM235 148V146L233 147ZM231 148V153L230 155L228 154L229 153V148L228 147H223L222 149L224 150V155H216L219 157V159L224 162L225 160L223 159H226L227 160H240V161H243L244 158L248 157V156H245L243 155V153L241 152H237L235 149ZM57 149V148H56ZM105 149V148H104ZM263 149H264V145H263ZM263 149H260L258 150L257 152H255V154L253 155H256V160L257 163L255 162H251L250 164L254 165V168L252 166H250L251 168V171L248 173V175H244V178H242L241 182H242V185H235L231 190L230 192L227 191V190H224L225 193H226V196H230V194L234 193L235 192V195L237 196L238 194H244L247 198V200H250L249 199V196L251 194V192L253 190H255L256 188H261L264 186V166L263 164H260L261 161H263L264 159L261 158L262 155H264V150ZM42 150V149H41ZM106 150V149H105ZM27 151V150H26ZM31 151V150H30ZM33 151V150H32ZM67 151V150H66ZM88 151V150H87ZM113 152V150H111ZM151 151V150H150ZM149 151V152H150ZM251 151V150H250ZM53 152V151H52ZM50 152L48 154V156L44 157V167L42 165L43 168L46 167V169H53L52 170V175L55 177V178H59V175L60 174V171L62 170V173H64L66 170L68 171V169L72 168L74 166V162L71 160V158L68 159V161H66L65 163L67 164H63L59 159H55L57 161H59V163L61 164H58L57 163V167H54L53 165L55 164V162H50V158L54 155V153L58 152V150H55L54 153ZM61 152V151H60ZM97 152V151H96ZM108 152H110L108 150ZM107 152V153H108ZM115 152V151H114ZM159 152V151H157ZM172 152V153H173ZM30 153V152H29ZM35 153V152H34ZM63 153V152H62ZM71 153H73L71 151ZM83 153H85L83 151ZM106 153V151H105ZM103 152V150H99L98 151V156H100L101 160L103 158V156H105V154ZM106 153V154H107ZM154 153V152H152ZM189 153V155H190ZM214 153V152H213ZM216 153V152H215ZM262 153V154H260ZM82 154V153H81ZM109 154V153H108ZM108 154L106 156H108ZM141 154V155H140ZM149 154V153H148ZM159 154H162V152L160 151ZM158 154V155H159ZM178 154V153H176ZM217 154V153H216ZM232 154V155H231ZM246 154V153H244ZM251 154V153H250ZM39 155V154H38ZM120 155V158L116 157L115 158V162H117V160L119 161H124V160H121V156ZM164 155V154H163ZM162 155V156H163ZM171 155L172 157V154H169ZM178 155H181L180 153ZM188 155V156H189ZM207 154H205V156H207ZM252 155V154H251ZM33 156V155H32ZM36 156V155H35ZM33 156V157H35ZM56 156V155H55ZM89 156V157H88ZM105 156V159H108V157ZM161 158H165V157H162ZM245 156V157H244ZM37 157V156H36ZM43 157V156H42ZM41 157V158H42ZM75 157V156H73ZM168 157V156H167ZM178 157V156H177ZM183 157V156H182ZM40 158V157H39ZM58 158V157H57ZM97 157H95L94 161L96 160ZM99 158V157H98ZM97 158V161L99 160ZM114 158V157H113ZM170 158V156H169ZM250 158V157H249ZM38 159V158H37ZM48 159V161H47ZM111 159V158H110ZM161 159V160H162ZM179 159V157H178ZM189 159V160H188ZM252 159V158H251ZM40 160V159H39ZM42 160V159H41ZM127 160V161H126ZM150 160V159H148ZM164 160V159H163ZM172 160V159H171ZM171 160H168V161H171ZM177 160V159H176ZM181 160V159H180ZM195 160V161H193ZM165 161H167L165 159ZM173 161V160H172ZM175 161V160H174ZM229 161V162H231ZM234 161V160H233ZM43 162V161H42ZM86 162V161H84ZM86 162V163H88ZM96 162V161H95ZM133 162V163H131ZM154 162V160L152 161ZM177 162V161H176ZM250 162V161H249ZM131 163V164H130ZM142 163V162H141ZM159 163V162H157ZM172 163V162H171ZM170 163V164H171ZM194 163H197L199 165H197L195 168L193 167L194 166ZM239 163V162H238ZM100 164V163H99ZM130 164V166H129ZM162 164V162L160 163ZM166 164V163H164ZM164 164H162V166H164ZM216 164V163H214ZM219 164V163H217ZM216 164V165H217ZM69 165V166H68ZM155 165V164H154ZM153 165V166H154ZM159 166V164H157ZM167 165V164H166ZM188 165V168L186 167ZM204 165V164H203ZM220 165V164H219ZM218 165V166H219ZM56 166V165H55ZM170 166V165H169ZM172 166V167H173ZM220 166H224V165H220ZM257 166V168H256ZM155 167V166H154ZM161 168V165L159 166ZM168 167V165H167ZM166 167V168H167ZM187 169V172H186V169ZM221 167V168H222ZM75 168V167H73ZM171 168V167H170ZM86 169V170H85ZM155 169V168H154ZM179 169V170H178ZM219 169V168H218ZM75 170H77L75 168ZM89 170V169H88ZM157 170V168L155 169ZM168 170V169H167ZM170 170V169H169ZM168 170V171H169ZM181 170V172H180ZM193 170V174H190L189 171ZM164 171V170H163ZM176 171V172H177ZM204 172V173H201L200 177L199 178H196L197 176H195V172ZM248 171V170H247ZM69 172V171H68ZM150 172V171H149ZM154 172V171H152ZM172 172V171H171ZM170 172V173H171ZM175 170L173 171V175L175 177ZM246 172V170H245ZM30 173V172H29ZM156 173V172H155ZM167 173V172H166ZM179 173H176V174H179ZM105 174V173H104ZM172 174V173H171ZM34 175V174H33ZM110 175V174H109ZM156 175V174H155ZM160 175V174H159ZM170 175V174H169ZM180 175V174H179ZM177 175V176H179ZM51 176V177H53ZM158 176V174H157ZM190 176H194V180H189V177ZM53 177V178H54ZM107 177V176H106ZM153 185L157 187L158 190H160V188L162 187L161 183L159 182L160 180H157L155 179L156 176H154L153 174ZM172 177V176H171ZM181 177V176H180ZM161 178V177H160ZM179 178V177H178ZM168 179V178H167ZM177 179V178H176ZM29 180V179H28ZM169 180V179H168ZM27 182V181H26ZM93 182V183H92ZM105 184V185H102V184ZM176 183V182H175ZM92 186H95L94 190L96 192H98L99 194H102L103 195V198L101 199L100 203L98 202L99 199H97L93 193H92V190L91 191H88L87 190V185H91ZM115 184H121L122 186L119 187V192H117L115 190ZM10 184H7V187H9ZM180 185V186H181ZM107 186V187H106ZM252 187V189H248V187ZM210 187V186H209ZM28 188V187H27ZM155 188V187H154ZM228 188V186H227ZM264 188V187H263ZM29 189V188H28ZM151 189V188H150ZM195 191V190H194ZM16 192H19L18 190ZM121 192H124L127 197V199L125 198H122V194ZM154 192V191H153ZM193 192V191H192ZM223 192V191H222ZM258 192V191H257ZM261 192V191H260ZM259 192V193H260ZM21 193V192H20ZM158 194L159 192L156 190L155 194ZM180 192L179 191H173L172 192V196L170 197L169 201L170 203L172 204L173 201L175 200L176 196L179 194ZM194 193V192H193ZM224 193V192H223ZM22 194V193H21ZM181 194V193H180ZM190 194V192H189ZM192 194V193H191ZM109 195H112L113 198H110V197H107ZM153 196H155L154 194H152ZM233 195V194H232ZM253 194H251L252 196ZM260 195V194H259ZM10 197H15L14 199H17V194L13 195V188L12 186L10 185V189L8 188V191L2 193L1 192V195H0V220H4V217L5 215L7 214L8 210H5V204H6V201L9 200ZM125 197V196H124ZM167 197V196H166ZM198 197V196H197ZM257 197V196H256ZM51 198V197H50ZM150 198H151V195H150ZM260 198H261V195L257 197V200L260 202ZM12 199V198H11ZM29 199V198H28ZM48 199V198H47ZM46 199V200H47ZM160 199V198H159ZM63 200V199H62ZM151 200V199H150ZM18 202V200H16ZM25 201V200H24ZM41 201V200H40ZM232 201V200H231ZM9 202V205H11V202ZM13 202V201H12ZM88 202H93L94 204H96L98 210H99V215L97 214V212H92V213H87L86 210L84 209L85 208V205L87 203V209L88 208H96L95 206H93L92 204L88 203ZM5 203V204H4ZM34 202L32 201L31 203H26L28 208H31L32 205ZM38 203V202H37ZM63 203V202H62ZM61 203V204H62ZM252 203V202H251ZM14 204V203H12ZM51 204V203H50ZM53 204V203H52ZM51 204V206H52ZM237 204V203H236ZM248 204V203H247ZM7 205V206H9ZM240 206L241 203H239ZM250 205V204H249ZM248 205V206H249ZM253 205V204H252ZM259 205V203L257 204ZM14 206V205H13ZM12 206V207H13ZM36 206V205H35ZM34 206V207H35ZM41 208H44L46 207L44 204H41L39 205ZM50 206V205H49ZM60 206V205H58ZM58 206L56 207L58 209ZM4 207V208H3ZM11 207V208H12ZM53 207V206H52ZM260 207V205H259ZM39 208L41 211L42 209ZM55 208V207H53ZM60 208V207H59ZM169 208V207H168ZM263 208V206H262ZM10 210H13L14 212V215H15V212L17 211L16 208H13V209H10ZM49 210V208H48ZM50 210H51V207H50ZM107 211V213H102L101 211ZM56 211V210H55ZM179 211V209H178ZM233 211V210H232ZM28 212V211H27ZM171 212V211H170ZM246 212V211H245ZM259 212V211H258ZM11 213V212H10ZM54 213V212H53ZM81 213H83V215H80ZM234 213V212H233ZM248 213V211H247ZM47 214V213H46ZM13 215V214H12ZM80 215V216H83L85 220H83V218H80L82 219L83 221L82 222H79V220L76 219V217ZM255 214H253L254 216ZM258 215V213H257ZM9 216V215H8ZM16 216V219H17V216L19 215H15ZM50 216V215H49ZM249 217V218H252V214H250V212L246 215V217ZM259 216V215H258ZM247 217V218H248ZM12 218V216H11ZM21 218V217H20ZM66 218V217H65ZM169 218V217H168ZM143 219V218H142ZM253 219V218H252ZM262 219V217H261ZM15 220V219H14ZM18 220V219H17ZM246 220V219H245ZM256 220V219H255ZM251 221V220H250ZM158 222V221H157ZM257 222V221H256ZM43 223V222H42ZM246 224V223H245ZM50 225V224H49ZM48 225V226H49ZM210 225V224H209ZM53 226V225H52ZM57 226V225H56ZM240 226V225H239ZM242 226V225H241ZM244 226V225H243ZM63 227V228H61ZM245 228V227H244ZM257 229V228H256ZM173 230V229H172ZM178 231V230H177ZM226 231V230H225ZM158 232V231H157ZM226 233V232H225ZM31 235L33 237H28L27 235ZM239 234V233H238ZM111 236V237H110ZM226 236V235H225ZM116 237H118V240L122 239V241L118 242L116 241ZM161 237V236H160ZM172 237V236H170ZM227 237V236H226ZM155 238V237H154ZM158 237H156L157 239ZM230 238V236H229ZM89 240V241H90ZM91 242V246L92 244H96V241ZM162 240V239H161ZM164 240V239H163ZM166 240V239H165ZM222 240V239H221ZM9 241V240H8ZM212 241V240H211ZM101 242V241H100ZM102 242V243H103ZM154 242V241H153ZM160 242V241H159ZM223 242V241H221ZM234 242V241H233ZM101 245L104 247L105 245L102 244ZM196 243V247L194 249V253H195V256H196V261H197V264H216L215 262L220 259V258H224L225 254L227 253L228 251V248L226 246V244L228 243L225 242V243H220V242H217V243H208V244H199L198 241H195ZM239 243V242H238ZM242 243V242H241ZM19 244V245H17ZM70 244V245H69ZM72 244V245H71ZM90 244V243H89ZM156 244V243H154ZM162 244V243H161ZM174 244V243H173ZM247 244V243H246ZM58 245H61V246H64V245H69L71 246L72 250L71 251H67V252H64V250H68L66 248H61V246H59L60 248L56 247ZM75 245V246H74ZM109 245V244H108ZM68 246V247H69ZM99 246V245H97ZM101 246V247H102ZM111 246V247H112ZM53 247V248H52ZM81 247L82 249V253L84 252L85 254H81L80 253V258H79V261H72V257H74L75 255L77 256L79 253V248ZM93 247V246H92ZM94 248V247H93ZM96 248V247H95ZM110 248V247H109ZM114 249V248H112ZM113 250L116 252V250ZM157 249V248H156ZM95 250V249H94ZM97 250H99V248H97ZM159 250V249H158ZM235 250V249H234ZM243 250V249H242ZM8 251V252H9ZM91 251V250H90ZM103 251V249H102ZM102 251H99V252H102ZM109 251V250H108ZM107 251V253H108ZM155 251V250H154ZM153 251V253H154ZM168 251V250H167ZM5 252V251H4ZM3 252V253H4ZM45 252V251H44ZM81 252V251H80ZM112 252V250H111ZM127 252V251H126ZM145 252V254H146ZM95 253V252H94ZM140 253V251H139ZM179 253H181L179 251ZM8 254V253H7ZM105 254V253H103ZM128 254V253H127ZM135 254V253H134ZM89 255V254H88ZM97 255V254H95ZM112 255V254H111ZM154 255V254H153ZM179 255V254H178ZM90 256V255H89ZM116 256V255H114ZM118 256V255H117ZM240 256V255H239ZM100 257V256H98ZM107 257V256H106ZM72 258V259H71ZM94 258V262L92 260V264H98L96 259L97 257H93ZM101 258V257H100ZM99 258V259H100ZM104 258V257H103ZM102 258V259H103ZM121 258V257H119ZM262 258V257H261ZM7 260V257L4 255V254H0V260L4 261V260ZM105 259V258H104ZM103 259V260H104ZM114 259V258H113ZM153 259V257H152ZM15 260V259H14ZM98 260V259H97ZM101 260V259H100ZM121 260V259H120ZM118 260V261H120ZM136 260V259H135ZM248 260V259H247ZM49 261V260H48ZM86 261V262H85ZM88 261V262H87ZM99 261V260H98ZM102 261V260H101ZM106 261V259H105ZM110 261V260H107V262ZM244 261V260H243ZM52 262V261H51ZM55 263V264H58ZM103 262V261H102ZM249 262V261H248ZM89 263V264H91ZM114 263H115V259H114ZM113 263V264H114ZM247 263V262H246ZM43 264V262H42ZM52 264V263H51ZM103 264V263H102ZM108 264V263H106ZM111 264V262L109 263ZM117 264H119L117 262ZM120 264H125L124 262L121 261ZM171 264V263H170ZM251 264V263H250Z\"/></svg>",
	"mask_w": 264,
	"mask_h": 264
},
{
	"label": "snow or ice",
	"instance_id": "6c2138e0",
	"mask_svg": "<svg viewBox=\"0 0 264 264\" xmlns=\"http://www.w3.org/2000/svg\"><path fill=\"white\" fill-rule=\"evenodd\" d=\"M180 4H181V0H175V6L173 7L172 11L173 12H177L179 11V8H180ZM6 7L8 8H13V5L12 4H7ZM185 8H187V5H184ZM183 15H187V12H184ZM28 19H37L36 17H29ZM219 22V21H218ZM245 31H247V29H245ZM208 37L205 38V41H207ZM205 41H201V45H203L205 43ZM165 44H172L173 42L172 41H167L165 40L164 41ZM248 80V77L246 76L245 77V82H247ZM162 87V85H159V84H149L146 86V89L149 90V91H155V90H158ZM253 90H255L256 88V85L253 84L250 86ZM101 111H104V109H100ZM197 115H200V113L198 111H193L192 112V116H197ZM218 116H219V123H217L216 127L218 129V131L220 132L221 135H223L224 133V128L221 126L223 124V121L226 117V110L225 109H221L220 112L218 113ZM4 116L3 115H0V122H3L4 121ZM170 119L173 120V122H176L175 121V117H171ZM189 119H191V117H189ZM199 125L203 126L204 123L206 122V120L204 119H201V120H198L196 121ZM150 123V121H145V124H148ZM187 131L189 132H192V131H198L199 129H193V128H187L186 129ZM133 132L136 131L135 128L132 129ZM120 136V129L119 128H116L115 129V137H119ZM115 137L113 139H115ZM209 141L210 143H213L214 147L216 146L215 145V137H209ZM138 143V142H137ZM113 146L114 147H118L115 143H113ZM118 151H120L121 153H123L124 149L123 147H118ZM219 155H224V150L221 148L220 149V152L218 153ZM121 160H123V155L121 156ZM18 212H19V216L21 218H27V215H26V206H25V203L23 202V200H21L19 202V207H18ZM9 215L12 216L13 219H15V216L12 215L11 213H9ZM80 215H83L82 213ZM156 219H159L158 217H156ZM77 220H79V216H77ZM169 220L171 221V224L175 225V229H179L180 228V225L175 221V219L169 217ZM63 223V221H61V224ZM173 241H176V237L173 236L172 237ZM75 246V245H74ZM177 247H179V245H177ZM264 250V249H262ZM79 258H80V254H78L77 256L74 257V260L76 261H79ZM181 259H182V262L183 264H189V261L184 258L183 256V253H181ZM0 264H12L11 261H2L0 262Z\"/></svg>",
	"mask_w": 264,
	"mask_h": 264
}]
</instances>
